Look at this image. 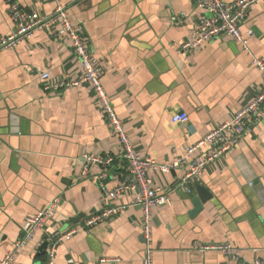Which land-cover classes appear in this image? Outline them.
<instances>
[{
	"label": "crops",
	"instance_id": "crops-1",
	"mask_svg": "<svg viewBox=\"0 0 264 264\" xmlns=\"http://www.w3.org/2000/svg\"><path fill=\"white\" fill-rule=\"evenodd\" d=\"M15 1L45 20L55 7V0ZM195 1L60 0L101 65L102 86L135 153L157 163L183 155L228 121L261 85L251 57L230 38L214 39L190 53L177 51L199 17ZM58 28L46 23L13 48H3L1 41L14 25L6 1L0 0V261L24 221L59 198L55 213L12 264H43L44 240L78 228L102 210L100 184L113 188L126 173L119 161L106 170L91 167L81 176L83 154L115 155L119 148L88 85L59 93L42 90L44 75L53 82L82 75L69 41L55 38ZM239 30L243 36L253 32L249 51L264 62V0L251 6ZM179 112L187 116L186 124L172 123ZM174 172L147 173L170 199L152 210L153 264L264 262V105L261 118L197 177L212 199L195 218L188 213L196 193L192 186L191 193L185 192L180 171ZM135 197V192L123 193L109 203L120 209L117 216L74 230L56 247L54 264H141V209L132 203ZM203 244H229L239 253L230 258L193 250Z\"/></svg>",
	"mask_w": 264,
	"mask_h": 264
},
{
	"label": "built area",
	"instance_id": "built-area-1",
	"mask_svg": "<svg viewBox=\"0 0 264 264\" xmlns=\"http://www.w3.org/2000/svg\"><path fill=\"white\" fill-rule=\"evenodd\" d=\"M5 1L8 5V13L14 25V30L1 41V46L11 49L20 43L24 37L31 35L33 31L42 28L46 23L51 25L59 24L54 36L58 40L66 39L69 41L70 48L78 60L82 75L77 80L63 79L54 82L48 80L47 75H44L41 78L42 90L45 93H59L70 88L88 85L99 103L110 135L118 143L119 149L115 155L93 156L83 154L81 176L86 177L91 167L106 170L112 168L119 161L126 166L125 175L120 183L113 188L108 189L103 183L100 184V201L103 204V209L86 217L76 229L88 230L117 216L120 209L109 206V203L127 191L135 192L136 197L132 203L139 205L141 209V238L144 246L141 264H153L152 210L169 205L170 199L168 194L162 189L152 185L147 173L151 170L163 174L180 171L179 185L184 187L185 192L191 193L192 179L200 176L207 166L227 154L233 143L244 134L247 127L252 122L258 121L262 116V107L264 105V62L251 55L249 51L248 41L253 36V32L249 30L243 36L239 30L240 24L248 16L249 9L258 0H236L234 2H224L222 0L195 1V7L199 10V17L190 38L178 45L177 51L179 53H190L200 50L206 43L214 39L221 37L230 38L251 57V65L260 72L261 85L252 99L239 108L228 121L219 124L206 133L195 145L185 149L183 155L167 163H157L150 158L140 157L135 153L125 127L111 107L107 93L102 86L101 65L91 53L88 40L84 36L82 29L72 24L60 0H55L53 14L48 20L24 10L15 0ZM181 18H183V15L172 19L178 23ZM171 121L172 123L186 124L188 118L184 113L179 112L172 115ZM100 177H103V175ZM58 204L59 198L57 197L48 203L43 210L24 221L19 238L0 261V264L13 263L17 253L26 246L34 232L41 229L45 221L55 213ZM76 229L65 233L55 232L44 240L46 251L43 264H54L56 247L62 240L69 238ZM193 250L199 252L217 251L230 258H236L239 253L238 250L229 244L195 245ZM253 264H264V262L254 259Z\"/></svg>",
	"mask_w": 264,
	"mask_h": 264
},
{
	"label": "water",
	"instance_id": "water-1",
	"mask_svg": "<svg viewBox=\"0 0 264 264\" xmlns=\"http://www.w3.org/2000/svg\"><path fill=\"white\" fill-rule=\"evenodd\" d=\"M171 174L172 176L176 175L174 171H172ZM191 186L194 189L196 196L191 200L192 209L189 211L188 216L190 218H195L202 212L203 206L212 199V195L206 188L198 183L197 178L192 179ZM45 250L46 243H42L39 252H45Z\"/></svg>",
	"mask_w": 264,
	"mask_h": 264
}]
</instances>
